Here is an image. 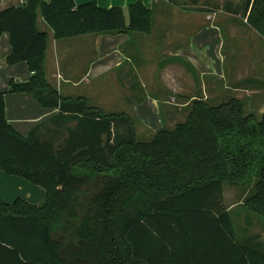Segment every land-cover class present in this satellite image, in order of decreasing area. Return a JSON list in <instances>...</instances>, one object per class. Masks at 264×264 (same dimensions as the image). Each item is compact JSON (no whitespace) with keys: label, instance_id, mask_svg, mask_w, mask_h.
Segmentation results:
<instances>
[{"label":"trees","instance_id":"obj_1","mask_svg":"<svg viewBox=\"0 0 264 264\" xmlns=\"http://www.w3.org/2000/svg\"><path fill=\"white\" fill-rule=\"evenodd\" d=\"M243 4L264 37V0ZM38 10L56 39L153 28L154 11L141 0L129 6L128 24L121 7L94 0H27L0 11L8 63L25 61L32 73L9 90L59 109L25 137L8 122L0 92V169L46 191L42 206L0 197V264H264V246L239 235L221 201L225 185L252 186L244 205L264 218V111H247L236 97L196 98L183 121L139 140L135 118L48 84Z\"/></svg>","mask_w":264,"mask_h":264},{"label":"crops","instance_id":"obj_2","mask_svg":"<svg viewBox=\"0 0 264 264\" xmlns=\"http://www.w3.org/2000/svg\"><path fill=\"white\" fill-rule=\"evenodd\" d=\"M26 1L0 0V11ZM90 1L75 0L77 4ZM94 1L103 8L121 7L128 24L129 6L138 0ZM141 1L154 11L150 33H86L56 39L53 29L38 10L37 27L48 35L44 56L46 79L60 96L84 98L90 106L107 113L130 114L128 108H131V117L138 125L153 132L165 122L174 126L177 123L171 118L174 107H187L196 98L209 99L214 86L222 91L238 92L232 97L239 99L264 91L249 87L252 82L262 86L264 37L248 23L244 0H222L223 7L219 11L208 5L214 0H200L206 8L199 13L182 9L178 0L174 6L167 4L168 0ZM156 27L158 31L155 32ZM242 41L249 43L240 59L237 53ZM251 43L255 52L250 51ZM11 52L10 35L4 32L0 38V92L5 94L8 122L26 137L36 126L57 115L59 109L42 106L32 93L9 90L12 80L25 82L32 75L27 62L8 63ZM252 58L255 61L253 71L249 68ZM152 60L157 64L153 65ZM182 60L192 67L193 77L200 79V88L196 86L193 90L195 83L192 84L189 79L192 75L183 69ZM159 62L166 63L161 64L160 88L157 89L150 75L154 76L156 68L160 70ZM107 87L112 88L111 96L117 100L110 111L104 109L101 102V93L108 91ZM29 183L24 177L0 169V197L6 203L12 204L21 197L32 204L44 205L45 189ZM243 199L224 206L232 213L239 235L264 246V218L248 212Z\"/></svg>","mask_w":264,"mask_h":264},{"label":"rangeland","instance_id":"obj_3","mask_svg":"<svg viewBox=\"0 0 264 264\" xmlns=\"http://www.w3.org/2000/svg\"><path fill=\"white\" fill-rule=\"evenodd\" d=\"M184 3L181 4L180 2ZM184 0H178L177 2H179V4L176 2V0H168L167 1V4H170L171 6H174L175 4H178L179 7H182V9L184 10H187V11H196L197 13H199V11H202L203 9H205V5L206 4H203V2H200V0H194L193 2L191 1H187L186 2H183ZM223 1L222 0H214L211 4H208L211 8H213L215 11H219L221 10V8L223 7ZM204 5V6H203ZM191 9V10H190ZM158 31V27L155 28V32ZM255 43L257 42V40L254 41ZM249 42L246 43H243V41L241 42L240 44V47H239V51L237 53L238 55V58L241 59L243 53H244V49L246 47V45H248ZM250 47V51L252 52H255L252 47V43L251 45H249ZM170 60H167L166 62H168ZM153 65H156L157 62L156 60H152ZM166 62H159L160 64V70L158 68H156V70L153 72L154 73V76L153 75H150L151 78L153 79L152 81H156V84L154 85L155 88H160V76H159V72L161 73V64H164ZM241 63H242V60H241ZM182 64H183V69L185 68L188 72H186L187 74H191L190 76V80L192 82L193 85V90H195L196 86H198L200 88V86L198 85L200 83V79H196L193 77V70H192V67L190 66V64L188 62H186L185 60H182ZM254 64H255V61L251 60V62L249 63V68L252 69L253 71V68H254ZM263 71H264V68H263ZM254 75V74H252ZM159 76V77H158ZM254 77V76H253ZM188 79V78H187ZM262 86H260L259 84L256 83H251L249 85L250 89H256V90H262L264 89V86H263V82H264V76L262 78ZM108 91H104L101 93V98H102V103H103V107L104 109H108L109 111L111 110L110 107L114 106L115 104H117V100L111 96V93L110 91L112 90V88L110 87H107ZM197 90V89H196ZM226 92V93H224ZM197 93V92H196ZM238 93V92H236ZM234 91L233 92H227V91H222L220 88H218L217 86L213 88V92H212V95H210V98L209 99H206L208 101H210V103L212 104H218V100H225V99H229L231 98L234 94H236ZM197 95H200L197 94ZM241 96L243 94H240ZM98 97H100V94H98ZM184 102L186 101V98H183L182 99ZM241 100H243L244 104H245V108L247 111H252V112H255L256 114H258V116L261 115V113L263 112V108H264V91L262 92H256V93H253L249 96H246V97H243L241 98ZM174 107V105H173ZM174 108H176L175 110H173V113H172V120H177V122L179 121H183L188 113V106L187 107H178V106H175ZM129 110V113L128 114L129 116H131L132 114V109L131 108H128ZM168 118H169V115H168ZM173 125H168L166 122L163 124V126L159 125L156 127L157 131L161 128H171ZM175 126V125H174ZM173 126V127H174ZM136 131H137V137L139 140H149L153 134L156 132V131H153L151 132L147 127H144V126H140L138 125V122H136ZM150 127L154 128V125H150ZM172 127V128H173ZM155 130V129H153ZM29 184H31L32 186L40 189V190H43V188L39 185H36L32 182H30ZM251 190H254V187L252 186H248V187H237V186H231V185H226L225 187V193L223 194V197L221 199L223 205L225 206H228V205H231L233 203H236V202H239L240 200H242L244 198V196L247 194V192L251 191ZM239 221H241V219L239 218L238 219ZM54 236L56 238L59 239V233L56 231L53 232Z\"/></svg>","mask_w":264,"mask_h":264}]
</instances>
